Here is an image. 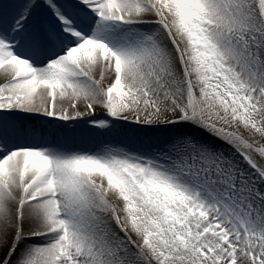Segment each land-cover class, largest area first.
I'll return each instance as SVG.
<instances>
[{"label":"bare ground","instance_id":"obj_1","mask_svg":"<svg viewBox=\"0 0 264 264\" xmlns=\"http://www.w3.org/2000/svg\"><path fill=\"white\" fill-rule=\"evenodd\" d=\"M182 11V0H0V80L9 76L0 82V104L6 110L0 116V139L1 131L11 124L19 136L14 149L0 154V260L21 254L25 240L32 241L39 234L33 243L45 241V248L50 247L47 241L67 244L64 251L82 262L91 248H105L113 241L104 230V213L126 223L132 209L121 197L125 201L127 194L137 197L141 202H136V210H148L144 204L149 200L168 201L165 183L172 188L169 196L174 214L186 218L196 239L211 243L213 233L206 231L205 219L211 214L219 217L217 223L227 218L205 205L204 193L193 214H185L192 203L187 208L183 200L191 192L198 196L176 171L158 167L149 178L143 177L136 165L139 158L127 144L113 164L108 160L110 154L95 151L98 138L115 137L113 130L153 129L158 142L166 141L165 133L171 121H176L174 107L188 95L178 77L180 52L192 63L184 49ZM75 16L80 18L78 23L72 21ZM58 24L70 37L62 36L61 51L57 49L53 57L45 53L46 61L38 51L30 50L32 38L25 35L36 28L49 32ZM51 37L56 35L52 32ZM141 38L153 49L140 43ZM211 39L218 49L222 46L232 68L246 78L250 63L245 53L235 44L219 45ZM10 79L13 82L4 86ZM155 113L170 117L156 129L151 128ZM46 117L50 118L48 124L44 123ZM180 127L199 134L195 125ZM260 129L264 132V124ZM45 149L50 151L45 154L50 155L51 164L46 165V156L39 151ZM125 164L131 176L122 178L119 171ZM108 171L114 178L112 184ZM141 180H149L148 185ZM146 189L149 193L142 194ZM33 197H37L35 202ZM227 236L230 234L225 233ZM57 237L63 240L57 241ZM11 243L16 244V251L12 252ZM211 244L209 252L221 250L222 245L213 248Z\"/></svg>","mask_w":264,"mask_h":264},{"label":"rangeland","instance_id":"obj_2","mask_svg":"<svg viewBox=\"0 0 264 264\" xmlns=\"http://www.w3.org/2000/svg\"><path fill=\"white\" fill-rule=\"evenodd\" d=\"M182 10L184 49L192 63H187L181 51L178 77L188 95L174 107L176 121H171L166 141L158 142L153 129L113 130L115 137L98 138L95 151L110 154L108 160L113 164L127 144L139 158L136 165L140 173L144 168L173 169L198 196L191 192L193 199L187 196L183 200L187 208L204 193L205 205L227 218L209 231L213 233L212 244L194 237L186 218L171 209V198L163 203L149 200L144 204L148 210H136L140 199L127 194L128 200L125 196L121 200L132 209L126 215L128 222L119 223L104 213V230L113 241L105 248L93 245L82 262L64 251L67 244L47 241L50 247L45 248V241L33 243L35 238L25 240L21 254L2 258L0 264H264V132L260 129L264 124V0H182ZM214 32L223 37L214 36ZM211 38L219 45L235 44L245 53L250 63L246 78L232 68L233 62L222 46L218 49ZM139 42L153 49L147 39ZM153 116L151 128L155 129L170 118L158 113ZM184 124L195 125L199 134L179 128ZM112 132L109 134L114 135ZM48 150L40 152L47 154ZM123 171L127 173L130 168L126 164L121 168L122 178ZM163 186L172 190L170 184ZM216 216L211 214L206 224ZM220 229L230 236L219 235ZM210 244L213 248L222 245L221 250L209 252ZM11 245L12 249L16 246Z\"/></svg>","mask_w":264,"mask_h":264}]
</instances>
